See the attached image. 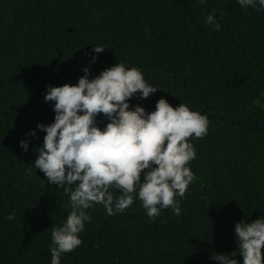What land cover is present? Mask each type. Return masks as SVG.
Instances as JSON below:
<instances>
[{"label": "trees", "instance_id": "obj_1", "mask_svg": "<svg viewBox=\"0 0 264 264\" xmlns=\"http://www.w3.org/2000/svg\"><path fill=\"white\" fill-rule=\"evenodd\" d=\"M213 11L219 30L203 22ZM94 44L105 49L92 63ZM118 61L161 88L130 106L151 111L164 97L208 115L207 135L189 137L196 179L179 216L167 208L152 220L135 199L111 216L94 204L81 245L60 264H218L210 257L238 248L234 224L264 213V109L253 103H264V9L237 0H0V264H50L52 226L70 210L64 188L44 183L33 164L45 133L27 137L28 151L19 146L54 118L46 86Z\"/></svg>", "mask_w": 264, "mask_h": 264}, {"label": "clouds", "instance_id": "obj_2", "mask_svg": "<svg viewBox=\"0 0 264 264\" xmlns=\"http://www.w3.org/2000/svg\"><path fill=\"white\" fill-rule=\"evenodd\" d=\"M237 3L245 10L264 9V0ZM203 22L220 29L214 11L206 13ZM104 49L94 44L86 55L94 63ZM158 88L145 79L141 68L122 61L91 78L86 65L76 83L46 86L44 100L51 102L54 118L51 123H37L19 146L28 151L27 137L43 131L42 145L35 148L34 167L44 174V183L63 187L69 196L66 218L52 226L50 264H60L64 253L81 245L80 233L91 219L86 210L94 204L102 205L111 216L123 213L135 199L152 220L167 208L180 215L181 199L196 179L189 166L196 157L189 137L207 135L209 118L184 102L174 107L164 97L151 111L140 104L130 106L133 96L144 99ZM260 96L264 97V90ZM253 103L264 109L259 98ZM101 115L107 121L103 127L97 123ZM6 219L14 220L15 213ZM233 234L238 248L211 259L218 264H264V213L256 219H240Z\"/></svg>", "mask_w": 264, "mask_h": 264}]
</instances>
